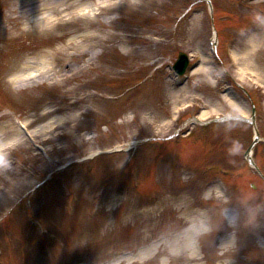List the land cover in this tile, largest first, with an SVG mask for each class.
<instances>
[{"label": "rangeland", "instance_id": "1", "mask_svg": "<svg viewBox=\"0 0 264 264\" xmlns=\"http://www.w3.org/2000/svg\"><path fill=\"white\" fill-rule=\"evenodd\" d=\"M39 1L0 0V264H94L125 247L133 257L117 264H159L165 253L155 245L163 235L202 214L213 218L214 230L204 237L205 256L189 264H264V180L242 157L254 128L242 123L206 134L200 145L209 146L208 155L201 159L185 157L173 144L186 129L171 122L173 109L187 104L189 113H205L202 121L210 114L249 117L251 103L237 84L253 98L261 90V140L253 156L264 170V0H209L221 28L218 54L232 78L211 51L207 0H116L122 6L110 13L100 7L102 0ZM74 14L63 26L47 22ZM111 15L120 18L110 24ZM181 50L199 64L183 86L166 66ZM17 121L27 124L51 162L21 136ZM115 148L119 152L103 157ZM122 148H131L133 159ZM178 160L192 165L189 174L196 177L168 176ZM68 164L76 168L63 175L65 189L49 182L54 197L45 199L47 174ZM209 164L216 167L202 177ZM222 168L227 175L216 177ZM133 178L146 182L142 189L133 191ZM42 183L38 200L28 204ZM234 191V203L246 215L218 209ZM45 229L51 240L45 241Z\"/></svg>", "mask_w": 264, "mask_h": 264}, {"label": "clouds", "instance_id": "2", "mask_svg": "<svg viewBox=\"0 0 264 264\" xmlns=\"http://www.w3.org/2000/svg\"><path fill=\"white\" fill-rule=\"evenodd\" d=\"M212 230L211 224L203 214L182 229L169 230L155 245L157 251L162 250L165 253L160 257L159 264H175V261L180 258H184L186 264L192 261L200 262L202 260L201 240ZM231 246L230 243L222 245L221 254L223 250ZM152 255L154 253L143 255L142 260L151 259Z\"/></svg>", "mask_w": 264, "mask_h": 264}, {"label": "bare ground", "instance_id": "3", "mask_svg": "<svg viewBox=\"0 0 264 264\" xmlns=\"http://www.w3.org/2000/svg\"><path fill=\"white\" fill-rule=\"evenodd\" d=\"M40 2H41V0L39 1V3H40ZM112 3H113V2H112ZM39 6H40V5H39ZM35 7H36V6H33V3H32L31 8H32V9H35ZM51 9H54L55 11H57V10H60V7H59L58 5H55V6L53 5ZM62 15H63V13H62ZM46 17H47V16H44V15H43V16L40 18V21H41V22H44V18H45V22H44V23H46ZM54 17L57 18V16H54ZM52 20H53V17H49L47 22L50 23ZM85 47H86V46H85ZM81 49H83V47H81ZM32 73H33V71L30 72V75H31ZM151 249H153V246L148 247L147 249H145L144 251H142L141 254H142V253H145V251H149V250H151Z\"/></svg>", "mask_w": 264, "mask_h": 264}]
</instances>
